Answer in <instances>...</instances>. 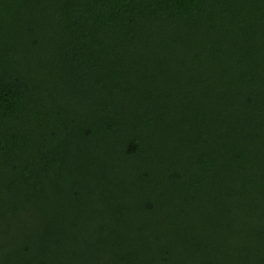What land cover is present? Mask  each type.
<instances>
[{
  "label": "trees",
  "instance_id": "obj_1",
  "mask_svg": "<svg viewBox=\"0 0 264 264\" xmlns=\"http://www.w3.org/2000/svg\"><path fill=\"white\" fill-rule=\"evenodd\" d=\"M0 264H264V0H0Z\"/></svg>",
  "mask_w": 264,
  "mask_h": 264
}]
</instances>
